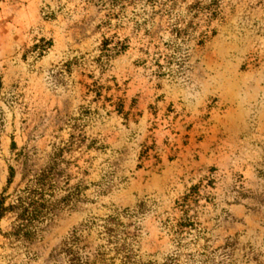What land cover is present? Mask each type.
<instances>
[{
  "label": "rangeland",
  "instance_id": "1",
  "mask_svg": "<svg viewBox=\"0 0 264 264\" xmlns=\"http://www.w3.org/2000/svg\"><path fill=\"white\" fill-rule=\"evenodd\" d=\"M1 199L0 264H264V0H0Z\"/></svg>",
  "mask_w": 264,
  "mask_h": 264
},
{
  "label": "trees",
  "instance_id": "2",
  "mask_svg": "<svg viewBox=\"0 0 264 264\" xmlns=\"http://www.w3.org/2000/svg\"><path fill=\"white\" fill-rule=\"evenodd\" d=\"M189 195H185L183 197L180 198V200L176 201V208H178L179 210H183V207L187 204L186 202L188 201ZM7 207L3 206V201L2 199L0 200V216H2V214L6 211ZM26 220H28V218H24ZM115 219L114 217L109 216L104 225L103 228L106 230V232L111 233L114 231V229L111 228L110 224L115 225L116 223L114 222ZM115 236V235H114Z\"/></svg>",
  "mask_w": 264,
  "mask_h": 264
}]
</instances>
